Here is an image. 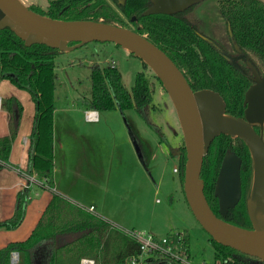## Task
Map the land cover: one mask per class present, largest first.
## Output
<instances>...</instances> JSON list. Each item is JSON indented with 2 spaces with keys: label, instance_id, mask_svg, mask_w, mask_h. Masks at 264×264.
I'll return each instance as SVG.
<instances>
[{
  "label": "trees",
  "instance_id": "1",
  "mask_svg": "<svg viewBox=\"0 0 264 264\" xmlns=\"http://www.w3.org/2000/svg\"><path fill=\"white\" fill-rule=\"evenodd\" d=\"M111 2L115 3L118 10L129 20L135 17L136 21H130L134 25L133 30L145 36L173 61L193 91L209 89L227 96L232 101L229 102L226 114L243 117L244 105L241 103L250 84L239 71L245 72L249 69L242 62L237 63L235 59L247 60L245 51H250L262 58L264 67L262 0H226L221 4V14L230 24L231 40L243 52V55L236 56H232L233 54L227 52L211 37L191 28L181 19V13L144 16L148 0H125L124 5L119 4L117 0ZM32 11L54 19L102 21L129 28L108 0H51L45 12L38 9ZM58 54V50L42 44L25 46L10 29L0 30V80L8 79L18 88L27 91L34 104L26 172L35 173L47 189L53 188L52 121L55 109V58ZM232 71L237 74H231ZM90 82L91 96L85 104L87 110L107 112L115 110L116 107L122 111L134 110L148 123L145 108L153 103V88L142 72L136 74L134 85L131 90H127L122 83L120 72L113 63H107L104 67L96 63L91 65ZM4 109L8 134L0 137V169L8 167L7 160L12 142L20 125L21 105L17 99L10 97L6 99ZM222 139H225L224 143L219 142ZM232 139L238 146V149L233 150L244 155V167L240 174L241 198L223 219L232 225L250 229L245 203L251 182V160L244 143L238 138ZM227 140L231 138L226 135L214 139L208 154L203 158L200 172L204 196L216 215L218 206L213 188L219 164L226 151H233L227 146ZM184 163L185 149L182 147L178 158L181 187ZM28 200L27 188L17 191L13 212L10 217L0 220V229L14 230L21 225ZM174 233L166 235L173 246L177 241ZM73 234L79 236L68 243L61 244L58 239L60 236ZM177 234H182L181 246L172 249L179 248L180 254L187 258L189 236L185 232ZM118 239L122 242L121 249L111 256L110 245ZM208 241L213 247L215 260L221 264H264L254 257L216 243L209 235ZM138 251V244L117 231L108 221L74 205L62 195L51 192L50 200L29 236L22 241L8 242L0 249V264H11L12 253H16L20 258L17 264H79L83 257L94 260L95 264H123L126 257L137 254ZM150 262L181 264L169 257L163 260L151 259Z\"/></svg>",
  "mask_w": 264,
  "mask_h": 264
},
{
  "label": "water",
  "instance_id": "2",
  "mask_svg": "<svg viewBox=\"0 0 264 264\" xmlns=\"http://www.w3.org/2000/svg\"><path fill=\"white\" fill-rule=\"evenodd\" d=\"M150 1L152 5L143 12L144 16L172 15L206 0ZM134 20L135 17L132 18ZM4 28L10 29L25 46L42 44L60 53L91 42H111L146 65L169 97L179 122L185 149L182 189L195 220L216 243L264 262V72L259 75L248 64L254 83L244 93L243 117H234L226 114L224 100L217 92L209 89L193 91L173 61L132 29L102 21L54 19L32 11L20 0H0V30ZM227 33L231 39L230 30ZM204 34L222 47L225 46L222 41L228 40L224 30L220 36H213L209 30ZM230 41L239 52L237 44ZM255 126L259 127V133L254 130ZM220 135L240 139L249 153L251 182L245 204L250 229L232 225L223 219L241 198V159L234 152L224 153L214 183L217 215L203 193L200 178L203 158L208 154L211 143ZM132 143L139 161L144 165L136 141ZM64 236H68L70 242L79 235Z\"/></svg>",
  "mask_w": 264,
  "mask_h": 264
},
{
  "label": "rangeland",
  "instance_id": "3",
  "mask_svg": "<svg viewBox=\"0 0 264 264\" xmlns=\"http://www.w3.org/2000/svg\"><path fill=\"white\" fill-rule=\"evenodd\" d=\"M20 1L30 7L29 3L36 0ZM50 1L37 0L32 6L41 8L42 12H45ZM262 2L264 3V0ZM204 3H200L193 13L187 15L188 20L196 23L202 32L207 30L201 14ZM114 9L126 26L133 30L134 25L130 23L129 18L117 8ZM96 63L101 67L113 63L120 72L122 83L127 90H131L134 85L136 74L142 72L152 85L153 103L145 108L149 124L134 110L122 111L116 107L113 111L98 112L99 123L85 126L94 130L93 135L88 138L94 142V145H91L92 152L85 153L86 142L79 136V132L84 130L80 125L81 119H85L84 113L87 111L85 104L91 96V65ZM55 65V107L62 106L64 110L68 109V112H64V116L72 121V127L76 125L78 129L73 140L76 145L81 146V149L77 148L78 150L73 153L80 152L88 156L97 151L95 146L109 143V146L103 148L105 152L107 150L111 162L114 161L112 159L115 158L118 147H122V144L127 143L129 139L131 143L133 140L136 141L144 161V165L140 164L141 169L134 175L129 173L128 167L117 170L116 165L104 166L106 179L102 181V189L89 191L86 188V191H81L86 197H82L81 200L73 197L75 201L80 202L78 204L82 206H87L90 200L100 203L96 205L98 214L121 234H123L121 230H135L163 237L174 232H185L189 236L187 256L189 264H221L220 261L215 260L208 235L197 223L185 201L179 175L173 173V168H178V160L169 153L168 144L174 148L176 141L182 139V133L172 103L152 71L138 58L111 42H91L70 52L60 53L55 58ZM10 97L17 99L21 105L19 121L29 119L30 113L34 110L30 94L8 79L0 80V98L6 100ZM115 140L119 142L114 145ZM219 142L224 143L225 139ZM233 142L234 148L238 149L237 142ZM20 143L21 145L24 143L22 136ZM132 148L138 158L133 143ZM65 184L67 185V181ZM110 229L113 231V228ZM121 246L120 239L112 242L109 251L111 256L117 253ZM84 258L87 257L81 259ZM19 261V257L15 263L10 259L11 264H17Z\"/></svg>",
  "mask_w": 264,
  "mask_h": 264
},
{
  "label": "crops",
  "instance_id": "4",
  "mask_svg": "<svg viewBox=\"0 0 264 264\" xmlns=\"http://www.w3.org/2000/svg\"><path fill=\"white\" fill-rule=\"evenodd\" d=\"M30 1L32 2L33 0ZM212 34L216 36L215 33ZM222 42L225 46L228 45V42ZM1 100L0 137L8 134L7 116L4 109L6 100ZM64 109L65 108H62V106L55 107L53 114V188L50 189L44 188L43 181L39 180L35 173L28 174L26 172L27 147L32 128L34 110L30 113L31 117H29V119L20 122L17 136L12 142L11 151L7 160L8 167L0 169V220L11 216L17 191L27 188L29 190V200L25 209L24 219L21 223L22 226L20 225V228L14 229L15 231L0 229V249L8 242L22 241L29 236L44 207L50 200L51 192L62 195L69 202L85 209L87 212H90L88 211L89 207H93L94 210L90 213L101 217L97 212L98 210H96V205L100 203L97 204L94 200H90L91 202H89L88 205L84 204L87 206H82L78 204L80 202L77 203L73 197L79 200H81L82 197H86L84 192H81L82 190L86 191V188L89 191H98L102 189V181L106 179L103 171L104 166L116 165L115 168L117 170L128 167L129 173L132 175H134L137 170L141 169L142 164L134 153L131 140L129 139H127V143L122 144L123 148L121 146L118 147L117 154H115V158L112 159L114 161L111 162L109 161L107 150L105 152V148H103L104 146H109V143H100L101 145H99V147L95 146L97 151L88 156L80 152L73 153L81 149V146L76 145L73 140L74 134L78 129L76 125L72 127V121L66 119L64 112H68V109ZM96 113V122H88L85 119H81L82 124L80 125L84 127V130L79 132V136L86 142L84 147L85 153L92 152L91 145H94V142L88 139L93 135L94 130L87 129L85 126L99 123V113ZM71 120L76 122L73 118H71ZM21 136L24 137L25 141L22 145L20 143ZM117 142L119 141L115 140L114 145ZM108 148L109 147H106V149ZM106 173H108V170ZM66 181L67 185L65 184ZM103 219L105 220V218ZM58 239L63 244L68 242L69 237L61 236Z\"/></svg>",
  "mask_w": 264,
  "mask_h": 264
},
{
  "label": "flooded vegetation",
  "instance_id": "5",
  "mask_svg": "<svg viewBox=\"0 0 264 264\" xmlns=\"http://www.w3.org/2000/svg\"><path fill=\"white\" fill-rule=\"evenodd\" d=\"M117 1L121 5H124L125 4V0H117ZM225 1L226 0H206V1H203L205 3L203 4V7L201 9V14H202V16L204 17V20H205L204 26H206L207 27V30H209L211 33H215L216 36L222 35V30H224L225 33H226V35H227V39H228L226 41V42H228V45L227 46H224L223 45L224 48H225V50L227 52H229L230 54H233L232 56L243 55V52L240 50L239 47H238L239 48V52H237L234 49L233 45L230 43L231 42L230 41L231 39L228 38L227 31L230 30V24H228L227 21H226V19L224 18V16H222V14H221V8H220L221 7V4L223 2H225ZM108 2L110 3V5L113 8H117L118 9L117 5L115 3H113V2H111V0H108ZM33 3H31V4L29 3V6L30 7H28V8H30V9L31 8L38 9V10L42 11L41 8L33 7L32 6ZM199 4L193 5V6L189 7V8H187L186 10L181 11V12H178V13H175V14L181 13L182 14L181 19L185 20V22L188 23V25L191 28L195 29L198 33H201V34L205 35L204 32H202V31L199 30L198 25L196 23L190 22L188 20V18H187V15L193 13L194 10H195V8ZM151 5H152L151 4V1L148 0V5H147V8L145 10H147L149 7H151ZM175 14H172V15H175ZM153 15H157V14H153ZM159 15H165V14H159ZM165 16H168V14H166ZM129 21H132V19H130ZM134 21H136V19ZM208 28H210V29H208ZM207 36L209 37V35H207ZM245 54L248 57L247 60H243L242 58L241 59L240 58H236L235 61L237 63H239V64H241L240 62H242L249 69V71H245V72L239 71V73L244 74L245 80L249 81V84L251 85V84L254 83L253 82V72L250 69V67H248V64H251L256 69L257 73L259 75H261L264 72L263 61H262V58L260 56H257V55H255L254 53H252L250 51H245ZM230 73L231 74H235L236 72L232 71ZM218 94L224 100V103H225V111H226L227 107L229 106V102H231L232 100L228 99L227 96L225 97L223 94H220V93H218ZM243 97H244V95H243ZM241 105H243V99H242ZM254 130L256 131V133H259V127L258 126H255L254 127ZM176 136H177V134H176ZM220 136H218V137H220ZM162 139L164 140V138H162ZM227 141H228L227 146H230L231 149L233 150V148H234V145H233L234 142L233 141H235V140L231 138V140H227ZM168 147H169V153L170 154H173L176 157V159L178 160V158H180V154L182 152V147H184L183 137H182V139L179 140V142L176 141V145H175L174 148H172L169 144H168ZM236 151L237 150L234 149L233 151H229V152H234L241 159V163H240V174H241V171L243 170L242 168L244 167V165H242V156H244V155H243L242 152H239V153H242V155H241V154H238ZM220 163H221V161H220ZM219 166H220V164H219Z\"/></svg>",
  "mask_w": 264,
  "mask_h": 264
},
{
  "label": "built area",
  "instance_id": "6",
  "mask_svg": "<svg viewBox=\"0 0 264 264\" xmlns=\"http://www.w3.org/2000/svg\"><path fill=\"white\" fill-rule=\"evenodd\" d=\"M0 110H2V100L0 99ZM84 118L88 122H96L97 121V113L96 111L87 110L84 113ZM25 142V141H24ZM174 173H178V168H173ZM158 201V200H157ZM94 210L93 207H89L88 211L92 212ZM121 232L128 237L129 239L135 241L138 244V253L130 255L126 257L123 261V264H154L151 263L150 260L164 259L165 257H169L171 259L179 261L181 264H189L187 262V258L184 255L180 254V246L182 240V234L174 233V236L177 237L175 246L170 244V240L167 236L156 237L151 233L143 232V231H125L121 230ZM177 248L173 250L172 248ZM17 254L13 253L11 255L12 263L17 262ZM79 264H95L94 260L89 258H84L80 260Z\"/></svg>",
  "mask_w": 264,
  "mask_h": 264
}]
</instances>
